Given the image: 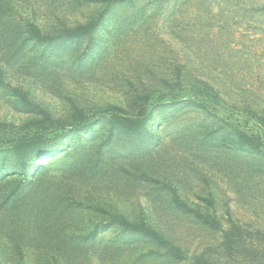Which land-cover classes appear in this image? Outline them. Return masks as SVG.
<instances>
[{
    "label": "rangeland",
    "instance_id": "374dc122",
    "mask_svg": "<svg viewBox=\"0 0 264 264\" xmlns=\"http://www.w3.org/2000/svg\"><path fill=\"white\" fill-rule=\"evenodd\" d=\"M0 264H264V0H0Z\"/></svg>",
    "mask_w": 264,
    "mask_h": 264
},
{
    "label": "trees",
    "instance_id": "16d2710c",
    "mask_svg": "<svg viewBox=\"0 0 264 264\" xmlns=\"http://www.w3.org/2000/svg\"><path fill=\"white\" fill-rule=\"evenodd\" d=\"M38 35V37L39 38H41L42 37V35H40V33L38 32L37 33ZM39 139L37 140V139H35V138H25L24 140H23V144H25V150H27L28 148H31V147H33V146H35V145H37V144H39ZM22 144V145H23ZM21 145V146H22ZM144 229H146L147 230V233L148 234H150V236H156V234L154 233V231H150V228L149 227H143ZM150 232V233H149Z\"/></svg>",
    "mask_w": 264,
    "mask_h": 264
}]
</instances>
